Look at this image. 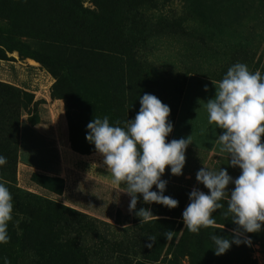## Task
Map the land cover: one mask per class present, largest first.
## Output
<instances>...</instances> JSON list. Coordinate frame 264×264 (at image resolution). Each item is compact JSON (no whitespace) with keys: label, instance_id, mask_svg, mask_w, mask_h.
I'll return each instance as SVG.
<instances>
[{"label":"rangeland","instance_id":"374dc122","mask_svg":"<svg viewBox=\"0 0 264 264\" xmlns=\"http://www.w3.org/2000/svg\"><path fill=\"white\" fill-rule=\"evenodd\" d=\"M0 57V137L13 141L0 149L13 158L0 167V182L13 197L0 264L4 258L8 264H132V257H115L119 240L141 251L158 252L161 245L158 261L145 264H264V224L239 237L250 245H231L217 256L210 234L231 237L236 228L222 215L226 204L212 214L214 225L198 233L181 220L188 193L194 187L207 193L195 181L199 168L239 175L220 151L223 130L208 123L204 103L232 64L264 73V0H0ZM145 93L170 108L173 128L165 142L189 135L191 143L182 174L169 175L166 166L161 177L164 195L177 206L144 203L137 194L135 210L155 216L140 223L128 211V194L122 209L113 200L91 199L79 180L63 194V175L94 177L125 191L85 140V126L105 115L110 125L123 126ZM123 228L137 230L138 238L127 239ZM167 230L171 240L163 237Z\"/></svg>","mask_w":264,"mask_h":264},{"label":"clouds","instance_id":"9594fccd","mask_svg":"<svg viewBox=\"0 0 264 264\" xmlns=\"http://www.w3.org/2000/svg\"><path fill=\"white\" fill-rule=\"evenodd\" d=\"M208 86L204 85V91ZM139 109L123 126L116 121L110 125L109 117L92 118L85 126V140L102 156V164L111 174L114 184L126 185L130 197L128 211L136 208L137 194L144 203H156L168 209L178 201L164 195L167 181L161 179L165 167L169 175L180 176L185 163V149L191 143L189 135L165 142L173 125L167 120L168 105L155 95L145 93L139 97ZM209 124L222 129L217 135L220 151L228 156V166L238 168L233 178L224 168L210 170L199 168L195 181L207 193L193 188L188 193V204L181 213L183 228L198 233L201 228L214 225L213 213L225 207L222 215L236 225L231 237L210 234L214 254H224L231 245H250V238L241 240L243 233H257L264 224V73L249 71L246 64L236 62L229 66L216 83L215 94L204 103ZM7 158L0 155V167ZM155 186V191L150 189ZM232 185L231 188H228ZM223 201L224 203H221ZM13 197L4 182H0V244L9 240L8 222L12 220ZM141 222L155 217L150 209L135 210ZM171 240L173 231L163 236ZM151 242L156 237L148 236ZM151 247V243L146 244ZM3 264H8L4 258Z\"/></svg>","mask_w":264,"mask_h":264},{"label":"trees","instance_id":"16d2710c","mask_svg":"<svg viewBox=\"0 0 264 264\" xmlns=\"http://www.w3.org/2000/svg\"><path fill=\"white\" fill-rule=\"evenodd\" d=\"M0 58H2V57H0ZM47 70H48V72L50 74H52V75L54 74V72L51 69L48 68ZM27 102L29 104L30 103H33V105H34L37 101L36 100H33V96H31V97L27 98ZM12 143H13L12 140H9V141L6 140L4 136H1L0 137V149L1 148L4 149L8 145H11ZM82 150L84 152L89 151V149H87V147L84 148V149H82ZM0 155H4L3 150H2V152H0ZM4 156L6 158H8V156H10V155H7L6 154ZM10 158H11V162H12L13 161L12 156H10ZM0 179L2 180L3 177L0 176ZM35 199L36 200H40V201H42L45 204H52V203H49L48 201H45L44 199H41L39 196H36ZM128 231L129 230H127L125 228H123V229L120 230V232H122L121 235L127 233ZM129 233H130V235H127V239L129 238L131 241H133L134 238L137 239L138 236H139V233L135 229L130 230ZM159 242H160V239H159ZM113 246L115 248L113 252H114L116 258L121 259V257H124V258H126V257H132V259H134V262H132V260H131L132 264H145L146 262H150V261H153V262L158 261V258L161 255L160 251H161V248H162L161 245H159L158 252H157V249H151L149 251H141V250H138V249L134 248V246L132 244L126 245V243H123L122 240H119L118 242L116 241V244L114 243ZM125 246H129L128 247L129 249H127L126 251H123V248Z\"/></svg>","mask_w":264,"mask_h":264},{"label":"crops","instance_id":"0c3cea01","mask_svg":"<svg viewBox=\"0 0 264 264\" xmlns=\"http://www.w3.org/2000/svg\"><path fill=\"white\" fill-rule=\"evenodd\" d=\"M36 92V91H34ZM49 133L51 132L50 127H48ZM53 134V133H52ZM64 184H65V191L63 194L68 191V189L71 187L72 184H76L79 180V183L82 184L85 188L86 193L89 195V197L93 200H113L116 201V206H119V208L123 207L125 205V194L122 189L115 187L113 185H109L103 180L94 178V177H87L83 180L74 172H67L65 175H63ZM68 186V187H67ZM118 201V202H117ZM122 209V208H121Z\"/></svg>","mask_w":264,"mask_h":264}]
</instances>
